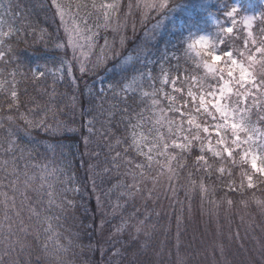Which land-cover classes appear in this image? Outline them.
Returning <instances> with one entry per match:
<instances>
[{"label": "snow or ice", "instance_id": "obj_1", "mask_svg": "<svg viewBox=\"0 0 264 264\" xmlns=\"http://www.w3.org/2000/svg\"><path fill=\"white\" fill-rule=\"evenodd\" d=\"M36 8L0 0V264H74L73 248L100 253L83 264H158L147 207L161 198L179 208L177 228L194 200L210 214L230 210L233 196L264 210L256 196L264 197V0H40ZM67 134L80 143L62 144ZM93 144L107 150L102 174ZM76 153L85 176L74 183ZM96 177L124 200L110 205L113 218L133 208L118 225L99 194L94 209L85 202ZM68 220L99 239L78 244L80 232L65 229L61 243ZM167 255L168 264H188L179 235ZM244 264H264V244Z\"/></svg>", "mask_w": 264, "mask_h": 264}, {"label": "rangeland", "instance_id": "obj_2", "mask_svg": "<svg viewBox=\"0 0 264 264\" xmlns=\"http://www.w3.org/2000/svg\"><path fill=\"white\" fill-rule=\"evenodd\" d=\"M103 35V33L101 34ZM127 35L129 37L132 36V32L129 29ZM143 37V30L140 28L139 25H137L136 30V38L140 39ZM109 40L112 39L111 35L109 34ZM100 43H103V40H100ZM26 61V60H25ZM27 62V61H26ZM21 87H29V94H34V92L31 91V88L29 85H21ZM66 90V87H64ZM78 116V115H77ZM66 121H68L71 116H63ZM77 122H79V117H76ZM42 134V133H41ZM86 134V133H85ZM76 136V135H74ZM78 137V136H76ZM79 138V137H78ZM67 145V144H64ZM102 150H105V153H102ZM80 151L83 152L84 148L83 145L80 144ZM89 151L95 153L99 151L101 154L98 159H93L92 163L99 164V167L95 170L96 172H99L102 174V169L105 165L104 157L106 155V149L97 148L95 144L91 145L89 148ZM48 156H51V153H48ZM59 156V155H57ZM85 160H88V157H84ZM74 169L73 171L76 174V179L74 183L76 182H83L85 172L84 168L80 163V154L76 153L75 159H74ZM71 174V173H70ZM96 183H97V192L93 193L91 192V184L89 182V191L85 193V196L88 197V199L85 201L89 204L90 208L94 209L96 204V195L99 194L101 197L102 202H104L105 208L109 212V215L106 217V219L111 220L112 225H118L120 223V215L121 212H123V215L127 217L128 212L133 211V208L131 204L127 206L129 208L127 211L123 208L117 209L113 218L112 214V208L110 205L116 204L119 202L121 205L124 204V200L120 197V194L118 191H113L111 193H108V189L111 187L110 183H101L100 178L96 177ZM112 183H115V180L112 181ZM107 193V195H105ZM223 193L219 192L215 199H219L220 196H222ZM259 197V196H257ZM79 199V198H78ZM179 199L181 201L185 200L184 194L182 192L179 193ZM233 199V198H232ZM241 198L234 199L236 202L234 206L229 210L227 205H224L223 207L219 209H214L212 213L210 214L208 209L211 208L207 202L204 203V211L201 212L199 200H194L193 203V209L194 211L192 213H189L187 211H184L182 219L179 224V228H177V221L176 217L177 215H180L179 208H173L170 205L174 202L163 199L158 203H148L147 210L150 213H153L152 215V223L155 225V233L163 232V238L166 240V243H164L161 249L162 256L158 258V264L159 261L162 260L163 264H168V255L167 253L175 252V246L177 244V235H179V241H180V254L182 256L186 255V252H183V242H182V235L183 232L187 229L186 225L184 223L188 222L192 224H196L198 227L201 228L202 236L198 239V241L194 244L193 251L191 255L188 258H185L188 261V264H235L238 261L245 262V255H246V249L244 248L243 244H246V240L248 238L249 233L248 232H242L243 230L239 229V227H246L250 229L256 230V241L257 244L261 245L262 243V236L260 233V229L264 228V221L259 220L258 216L255 217V214H253V210L256 209V205L254 203H249L248 207L245 208L243 205L239 203ZM166 201V203H165ZM136 207L140 209L141 212L144 211V202L137 200ZM153 209H155V212L159 213V216H156L153 212ZM82 211V210H80ZM77 216H80V212L76 213ZM140 219H143V216H140ZM224 223V226L226 227L223 229L222 222ZM85 224L92 223L90 219L84 220ZM96 224L98 226L99 224V215H97ZM65 229H70L72 232H80L81 239L76 240L75 242L78 244L87 245L89 243L88 237L92 236V242L95 243L99 237L95 234H93L92 229L87 230V234L83 232L79 227V220L72 221L68 220L64 223V226L60 229V231L63 233V235L60 237V242L63 244L67 243L66 237L68 233L65 231ZM114 229L110 228L106 225V231L104 233L105 236L109 234V231H112ZM233 237H235L239 243L238 247H242L243 250L235 249V244L233 242ZM255 242V241H254ZM220 246V247H216ZM49 247H53V242L49 241ZM107 247V245H105ZM251 249L252 253L253 250H258V247L249 248ZM156 251H159L158 248H156ZM249 253V252H247ZM251 253V254H252ZM39 255V253H37ZM149 255H151V252H149ZM185 257V256H184ZM68 258L74 262V264H83L84 261L93 259L95 261H100L101 256L99 252H91L87 248H73L68 253ZM107 259V256L104 258ZM47 264V262H45Z\"/></svg>", "mask_w": 264, "mask_h": 264}, {"label": "trees", "instance_id": "obj_3", "mask_svg": "<svg viewBox=\"0 0 264 264\" xmlns=\"http://www.w3.org/2000/svg\"><path fill=\"white\" fill-rule=\"evenodd\" d=\"M15 2L24 5L26 9H29L33 13H35L36 11H38V9L36 8V5H38L40 3V0H15ZM33 19L42 20V14L40 16L33 15ZM137 25H139V24H137ZM21 49L22 50L24 49L23 45H21ZM22 56H23V59L26 60V61H29V60L34 61L35 60V57L32 56L31 52L23 51ZM64 87H66V86L63 85V84H58L57 85V88H58L59 92H64L65 91ZM30 95H35V93L34 94H30ZM37 99H39V97H37ZM61 119L66 121V119L63 116L61 117ZM74 126L78 127V122ZM74 135L75 134H67L66 137L61 139L60 142L62 144H67L69 146H72V145H75V144H79L80 143L79 142V138L74 136ZM38 139H48V140H50L53 143L56 142V140L54 138L45 137L43 135V133L39 135ZM25 142H27V141H25ZM74 150L75 149L72 148V147H69V148L65 149V151H74ZM39 152L40 153L44 152L43 147H39ZM102 153H105V150H102ZM57 155H59V153H57ZM39 159H43V157H39ZM39 159L37 161H34V162H39ZM49 159H51V156H49ZM57 161H59V156H57ZM21 163H23V162H21ZM256 196H259L260 198H264V197L261 196L260 192H257ZM231 198H233V200H234V199H239L241 197L240 196H233ZM165 203H166V201H165ZM128 209L129 208H127L126 211ZM253 214H255V217L258 216V219L260 221L261 220L264 221V210L256 208V209L253 210ZM224 223L225 222L223 221L222 222V225H223L222 228L223 229L226 228L224 226ZM184 224L186 225L187 229L183 232V234H181L182 235L181 239H182V242H183V252L184 251L186 252V255H184V256H185V258H188L191 255L192 251H193L194 244L198 241L199 238H201L202 234H200V233L202 231H201L200 227H198L196 224L189 223V221L184 223ZM238 228L243 230L242 232H248L249 233L248 238L246 240V244H243L244 248L246 249V252H245L246 255L244 257L245 261H246L248 259L249 255L252 253L251 249H249V248H253V247L257 248L258 247V249H259L260 245L257 244V241H256V236H257V234L255 232L256 230L250 229L248 227H246V229H244V227H239L238 226ZM259 231H260L261 236H262V243L264 244V228L260 229ZM162 235H163V232L162 233L158 232V233L154 234L153 243H154L155 247L159 249L158 252H161V249L163 247L162 245L164 243H166V240L163 238ZM233 242H234V244L236 246V247H234L235 249L243 250L242 247H238L239 243H238V241H237V239L235 237H233ZM247 252H249V253H247ZM235 264H244V262L238 261Z\"/></svg>", "mask_w": 264, "mask_h": 264}]
</instances>
